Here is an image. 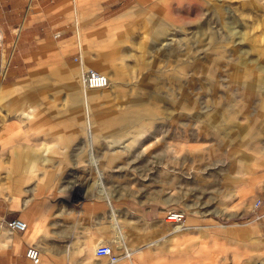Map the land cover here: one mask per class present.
<instances>
[{
	"label": "rangeland",
	"instance_id": "1",
	"mask_svg": "<svg viewBox=\"0 0 264 264\" xmlns=\"http://www.w3.org/2000/svg\"><path fill=\"white\" fill-rule=\"evenodd\" d=\"M54 22L30 67L0 48V190L44 170L164 218L222 207L211 184L264 133V0H63Z\"/></svg>",
	"mask_w": 264,
	"mask_h": 264
},
{
	"label": "crops",
	"instance_id": "2",
	"mask_svg": "<svg viewBox=\"0 0 264 264\" xmlns=\"http://www.w3.org/2000/svg\"><path fill=\"white\" fill-rule=\"evenodd\" d=\"M62 1L0 0L6 68L17 55L32 65L55 34ZM30 156L42 158L30 153L24 160ZM243 158L210 186L211 193L229 200L222 207L215 203L211 212L185 201L179 228L163 217L173 201L122 202L111 199L104 186L76 188L73 175L63 172L54 177L57 182L48 181L50 172L44 170L23 183L19 178L15 187L8 183L0 190V264H254L264 253V133ZM11 217L24 220L25 229H9ZM101 242L112 245L116 260L95 253ZM29 246L38 248L37 263L26 256Z\"/></svg>",
	"mask_w": 264,
	"mask_h": 264
},
{
	"label": "built area",
	"instance_id": "3",
	"mask_svg": "<svg viewBox=\"0 0 264 264\" xmlns=\"http://www.w3.org/2000/svg\"><path fill=\"white\" fill-rule=\"evenodd\" d=\"M81 82L87 87H103L108 84V78L100 71L93 67H87L83 70L80 76ZM258 203V200L254 201V205ZM184 212L179 210H169L165 214L167 221L178 223L184 220ZM6 225L11 230H24L26 224L24 220L19 217H11L6 220ZM95 253L101 256H108L111 261L118 258V255L114 253L113 247L109 243H98L95 247ZM26 256L34 263L39 261V251L35 246H29L26 250ZM255 264H264V257L257 260Z\"/></svg>",
	"mask_w": 264,
	"mask_h": 264
},
{
	"label": "bare ground",
	"instance_id": "4",
	"mask_svg": "<svg viewBox=\"0 0 264 264\" xmlns=\"http://www.w3.org/2000/svg\"><path fill=\"white\" fill-rule=\"evenodd\" d=\"M102 74H103V73H102ZM106 77H107V76H106ZM108 80H109V79H108ZM107 85H108V84H107ZM107 85H106V86H107ZM83 86H85V85H83ZM86 87H87V86H86ZM103 87H105V86H103ZM89 88H102V87H89ZM28 116L30 117V116H32V115L29 114ZM98 184H99V187H100V188H103V183H102L101 179H99ZM177 227H178V225H177ZM178 228H179V227H178Z\"/></svg>",
	"mask_w": 264,
	"mask_h": 264
}]
</instances>
